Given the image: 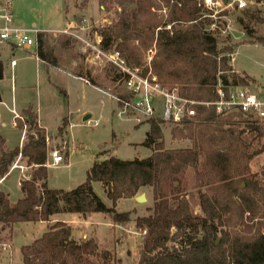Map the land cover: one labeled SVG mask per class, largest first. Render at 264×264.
<instances>
[{"label":"trees","instance_id":"16d2710c","mask_svg":"<svg viewBox=\"0 0 264 264\" xmlns=\"http://www.w3.org/2000/svg\"><path fill=\"white\" fill-rule=\"evenodd\" d=\"M87 0H82L85 5ZM116 18L98 30L105 50H118L132 67L144 63V53L156 42L153 68L159 80L193 98H216L215 85H249L251 76L231 64L235 48L220 46L206 29L211 17L201 0H99ZM167 6V16L159 14ZM251 18L264 24V17ZM172 24L171 29L166 26ZM182 24H187L183 26ZM161 27L160 29H158ZM158 29V30H157ZM252 43L264 44V35L249 31ZM43 42L39 51L43 56ZM52 48L48 45L47 50ZM50 60L55 57L50 54ZM89 75V74H88ZM90 76V75H89ZM91 80V79H90ZM17 119L27 125V141L12 149L0 134V179L22 153L38 164L32 178L21 182L22 196L12 202L0 189V235L17 223L50 220L57 213L84 217L103 212L114 224L131 220V211H119L118 201L151 188L153 206L137 216L134 226L144 232L139 264H264V169L254 171L251 161L264 151V120L242 113L223 115L214 106L202 107L196 119L173 126V138L189 139L190 146H165L162 119L151 118L143 144L149 156L123 159L109 155L98 159L78 186L52 188L44 165L46 141L37 113L28 110ZM68 125L64 121L60 131ZM100 181L111 205L96 193ZM197 191L199 211L191 208L189 194ZM24 264H121L114 252L101 248L94 237L77 239L73 227L56 221L32 242L21 246Z\"/></svg>","mask_w":264,"mask_h":264},{"label":"rangeland","instance_id":"374dc122","mask_svg":"<svg viewBox=\"0 0 264 264\" xmlns=\"http://www.w3.org/2000/svg\"><path fill=\"white\" fill-rule=\"evenodd\" d=\"M204 2H206V6L204 4L203 6L210 10V12L205 11L204 15L211 17L210 22L206 23V29L215 34L220 46H234L235 52L232 54L231 63L236 69L251 76L250 85L253 86V89L264 91V44L251 43L253 36L249 34V31L252 30L255 36L264 35V24L249 16L250 13L258 11L260 16L264 17V0H247L243 7H240L234 0H204ZM91 3L92 9L95 10L96 6L93 5L95 2ZM64 5L65 0H13L15 22L25 26H31L35 22L39 29H43L44 22H47L48 28H54L64 18ZM158 13L167 16V6L162 5ZM82 18L78 17V22L83 20ZM90 18L91 20L86 21L85 36L90 34V37L86 39L96 44L97 37L93 31L112 23L116 14L113 9L106 10L99 5L98 10H95L94 15ZM172 24H168L166 28L171 29ZM182 25L186 26L187 24ZM79 26L77 28L80 29ZM53 39L49 42L51 43L50 47L58 50L61 59L78 61L76 67L77 70H81L79 75L82 73L88 77L86 72H91L93 78L88 77L91 79V84L70 74L67 76L65 85L61 87L57 85V82L51 83L48 80L44 64H38L37 55L34 53L16 48L14 55L9 53L5 55L3 59L5 79L0 80V92L3 98L0 101V134L5 137L6 146L8 148L18 146L22 136V130L15 125L14 114L9 110L15 99V106L19 112L28 106H32L36 111L39 110L43 122L51 130L63 124L64 116L70 118L68 133L65 131L61 134L57 128L49 135L52 145L58 148L67 144L66 138L70 140V155L66 161L60 166L48 167V184L52 188L71 189L84 182L97 157L105 159L109 155H115L123 159H133L149 156L152 150L143 144L150 128L148 120L140 118L139 121L134 116L119 115L116 101L111 96L113 94H128L123 81L119 80L121 71L119 66L107 59H95L92 50L85 53L80 46L82 56L73 51L76 50L73 48L74 45L67 47L63 45L62 41L54 42ZM89 53H92V56ZM156 53L157 45L154 42L144 53V63L140 66L141 72L149 70L148 62L152 57L151 67L155 73L152 62ZM12 57H15L18 62L16 68L10 64ZM86 114L92 116L85 120ZM173 126V124H164L165 146L170 148L190 146L189 139L173 138L171 133ZM27 129L28 127H26V131ZM24 134L23 143L27 141V132ZM61 138L63 139L60 140ZM263 141L259 142L256 139L254 147H259ZM66 151H68L67 145L61 149V152ZM22 159L27 161V157L22 156ZM257 160L260 164H264V151L253 163L255 169H260ZM34 168L35 166L27 170L30 175ZM19 176V170H14L7 178L0 181V189L10 194L12 202L22 196ZM93 187L106 204H112L102 182L93 181ZM141 193H146V201L139 202L135 197L122 198L118 201L117 209L119 211L132 212L131 220L127 223L109 224L113 221L108 214L93 212L88 223L73 224L74 236L77 239L83 238L84 230H91L90 236L96 235L102 247H108L115 252L117 258H122L121 264H139L140 245L144 232L136 230L134 219L137 216L149 214L154 203L151 188H142L137 195ZM189 198L192 210L199 211L195 189L190 192ZM67 216L76 217V214ZM45 231L43 224L25 222L22 226L16 227L12 233L6 231L1 234L0 243L7 244V247L12 250L14 248V253L11 261L6 255L8 251L5 250L4 257H0V264H24L21 246L32 242L34 238L41 236ZM10 254L12 255V253Z\"/></svg>","mask_w":264,"mask_h":264},{"label":"built area","instance_id":"2783aa9c","mask_svg":"<svg viewBox=\"0 0 264 264\" xmlns=\"http://www.w3.org/2000/svg\"><path fill=\"white\" fill-rule=\"evenodd\" d=\"M207 1V0H206ZM240 7L246 5L247 0H234ZM206 2H201L205 5ZM206 6V5H205ZM66 32L71 33L69 30ZM40 29L37 27H22L14 23L13 0H0V43L12 44L19 48H31L37 42V35ZM81 41V49L87 53L93 51L94 58L107 59L120 68L119 80L123 81L128 94L111 95L117 104L119 115L136 117L137 120L145 118L162 119L164 124L182 126L197 118L202 107L214 106L217 113L228 115L231 113H242L250 118H260L264 120V93H258L245 85H234L224 83L221 79L215 85L216 98H193L181 94L178 86L170 88L163 84L151 67L152 57L149 58V70L141 72V67L128 65L126 59L118 50H105L101 46V40L96 44L88 39L76 35ZM150 51H153L150 49ZM92 56V53H89ZM15 64V61H13ZM86 82L89 79L83 78ZM15 112V111H14ZM16 115L21 119L17 112ZM27 125L24 126V133ZM46 160L47 167L60 166L66 161V152H61L62 148L52 145L51 138L46 139ZM23 154L20 153L16 161L12 164V169L19 170V182L31 179L32 175L28 169L38 164L23 161ZM145 233V231H144ZM8 246L4 244V248Z\"/></svg>","mask_w":264,"mask_h":264},{"label":"crops","instance_id":"0c3cea01","mask_svg":"<svg viewBox=\"0 0 264 264\" xmlns=\"http://www.w3.org/2000/svg\"><path fill=\"white\" fill-rule=\"evenodd\" d=\"M91 2H95L96 3V4L95 3L93 4L94 6H96L95 10H98V6L99 5H100L101 8H105L104 5L100 4L99 0H87L85 5H82V0H65L64 18L59 23V25L50 29V28L47 27L48 23L44 22V28L40 29V32H38L36 44L33 47H31V48H21V49H24V50H26V51H28L30 53H34L35 55H37L36 56V60H37L38 64H44V67L46 68V71H47L48 80L51 83H56L57 82V85H60L61 87H63L65 85V83L67 82V76L71 74V75L77 76L83 82H85L87 84H91V80H90V78H88V77L93 78L92 75H91V72H88V71L86 72V76H88V77H85L84 74L82 75V73L79 75L81 70H77V67H76V66H78V61L77 60L69 59V61H67V60H65V58L61 59V57H59V55H61V54L58 53V50L53 49V48L50 50L51 52H48V50H47L48 45L49 46L51 45V43H49L50 40H52L54 38L53 39V40H55L54 42H57V40H60V41H62L64 46L71 47V46L74 45L73 48L76 49V50H73V51L74 52L76 51L78 54L83 56V54H82V52L80 50L81 41L76 35H78L80 37H83V38L90 37L89 36L90 34L85 36V28H86L85 25H86V21L87 20H91L90 17H92L94 15V11L95 10L92 9L93 6H91L92 5ZM71 5H72V7H71ZM78 13H79V15H78ZM13 17H14V23L16 24L15 16H14V7H13ZM78 17H83L82 18L83 20H80L78 22V20H77ZM81 22H83V23H81ZM16 25L22 26V27H37V24L35 22L31 26H25V25H19V24H16ZM78 25H80L79 26L80 29L77 28ZM66 29L71 31V33L66 32L65 31ZM93 33H94V35H96L97 40L99 39V40L102 41V36L100 35L99 30L95 29L93 31ZM40 39H42V42H43L42 49H43V53H44L45 56H43L41 54V52L39 51ZM16 48H19V47H16V46H14L12 44H8V43H0V68H1L2 73H3V77L0 78V80H4L5 79V64H4V60L3 59H4L5 55H7L8 53L14 55V51H15ZM51 53L55 57V61L50 60L49 57H50ZM13 61H15V64H13ZM10 64H11L12 67L16 68V65L18 64V62L16 61L15 57L11 58ZM232 66H233V69L236 72H238L240 74H244L239 69H236L233 64H232ZM75 70H77V71H75ZM83 78L89 79L90 82L89 83L86 82ZM241 85H243V84H241ZM245 86H248L249 88H251L252 90H254V91L258 92V93H264V91H262L260 89H257V90L253 89V86H251L250 84L249 85H245ZM2 100H3V98H2ZM9 110L12 112V114H14L15 125H16V120L17 119H21L20 117H18L16 115V112L20 116H23V117H25L23 114L27 113L28 110H31L33 113H37L38 125L40 127L44 128L46 137H47V135L48 136L51 135L50 133L52 131L54 132V130H56L57 128H58V131H60V127L63 125V124H60L57 128L51 130V128H48L47 124H45L43 122L42 115L40 114L39 110L36 111V110L33 109L32 106H28L27 108H24L22 111L19 112L17 110L16 106H15V99L13 100V105L9 108ZM65 120L68 121V125H70L69 116H64L62 118V122H64ZM68 125L63 129V131H60L61 134H63L65 131H67V133H68V129H67ZM21 130H22V136H21V141H20L19 145L23 144V140L25 138L24 127ZM67 133H66V135H67ZM46 137H45V139H46ZM62 139L63 138H61L60 140H62ZM65 141L67 142L66 145L68 147V151H66L67 152L66 153V158H67L70 155V140L68 138H66ZM10 149H12V148H10ZM18 156H17V158H18ZM23 156L27 157V161H28V156H26L24 154H23ZM258 156L254 157V159L251 161V166H252V169L254 171H260L261 169H264V166H263L264 164H260V162L258 160L257 161L259 162V164H257V165L260 166V169H255V167L253 165L254 161H256V159H258ZM16 159H15V161H16ZM45 160H46V157H45ZM32 164H34V163H32ZM14 170H17V169H12V170L10 169L9 173L5 177L1 178L0 181H3L5 178H7L9 176V174L12 171H14ZM19 179H20V176H19ZM19 184H20V182H19ZM9 196H10V194H9ZM69 214H76V217L67 216ZM91 216H92V214H88L87 217H84L80 213H57V214L52 215L50 220H47V221H43L42 220V221H38L37 223L38 224H43L45 226V229L47 230L49 228V226L52 225L53 223H55L56 221H64V222H67L68 224L72 225L73 233H74L73 224H75V223H82V224L88 223L89 220H90L89 218ZM23 223H25V222H22L19 225L16 224L13 228H10V229L8 228L4 232L11 231V233H12L13 230L16 227L22 226ZM109 224H114V223L110 222ZM90 231L89 230H84V234H83L84 237L83 238L94 237L99 243V239L96 237V235L95 236H93V235L90 236ZM74 237L76 238V236H74ZM83 238H79V239H83ZM2 244L3 243L1 242L0 243V257L1 258L4 257L3 253L6 250V251H8V252H6L7 253L6 254L7 258L12 261L13 260L14 248H13V250L10 249V247L8 248L7 246H6V248H4V245H2ZM99 245H100V243H99ZM100 247L109 249L108 247H105V246L102 247L101 245H100ZM10 250H11V252H10ZM10 253H12V255Z\"/></svg>","mask_w":264,"mask_h":264},{"label":"water","instance_id":"95a60500","mask_svg":"<svg viewBox=\"0 0 264 264\" xmlns=\"http://www.w3.org/2000/svg\"><path fill=\"white\" fill-rule=\"evenodd\" d=\"M2 77H3V73H2V70L0 68V78H2ZM0 101H2L1 93H0ZM90 116H91V114H87V115H85L84 119H88ZM135 199L139 202L146 201L147 200L146 193H141V194L135 196ZM19 224L20 223H17V225H19Z\"/></svg>","mask_w":264,"mask_h":264}]
</instances>
